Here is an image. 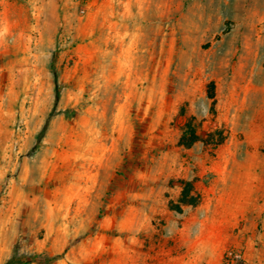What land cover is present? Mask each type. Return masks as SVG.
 <instances>
[{
    "label": "rangeland",
    "instance_id": "rangeland-1",
    "mask_svg": "<svg viewBox=\"0 0 264 264\" xmlns=\"http://www.w3.org/2000/svg\"><path fill=\"white\" fill-rule=\"evenodd\" d=\"M227 250L264 264V0H0V264Z\"/></svg>",
    "mask_w": 264,
    "mask_h": 264
},
{
    "label": "trees",
    "instance_id": "trees-1",
    "mask_svg": "<svg viewBox=\"0 0 264 264\" xmlns=\"http://www.w3.org/2000/svg\"><path fill=\"white\" fill-rule=\"evenodd\" d=\"M212 92L209 97H214L213 83H210ZM225 138L221 129L215 128L214 130L207 132L205 137H202L196 129V126L192 123L191 119L187 120L181 127V134L178 139V145L183 147H190L197 141H203L204 143H210L213 146L220 144ZM181 191L176 203L171 202V208L177 211H181L182 205H197L200 202V194L195 190L193 184L189 180H179ZM234 259V252L227 250L224 253L223 264H232Z\"/></svg>",
    "mask_w": 264,
    "mask_h": 264
},
{
    "label": "built area",
    "instance_id": "built-area-1",
    "mask_svg": "<svg viewBox=\"0 0 264 264\" xmlns=\"http://www.w3.org/2000/svg\"><path fill=\"white\" fill-rule=\"evenodd\" d=\"M234 252V259L232 261V264H237V262H240L242 260V257L240 255V253L234 251V250H230Z\"/></svg>",
    "mask_w": 264,
    "mask_h": 264
}]
</instances>
